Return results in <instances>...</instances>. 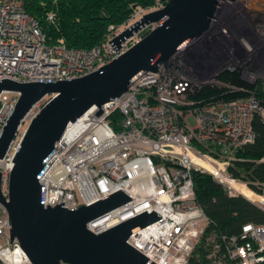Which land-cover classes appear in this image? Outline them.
Wrapping results in <instances>:
<instances>
[{
	"label": "built area",
	"instance_id": "built-area-1",
	"mask_svg": "<svg viewBox=\"0 0 264 264\" xmlns=\"http://www.w3.org/2000/svg\"><path fill=\"white\" fill-rule=\"evenodd\" d=\"M154 0L135 7L130 17L112 28L106 39L89 48L47 42L24 0H0V80L19 83L68 80L89 74L138 42L158 23L143 27L120 43L108 41L144 14L165 7ZM48 20L53 13H47ZM236 74L240 84L223 80ZM260 83L264 92V0H219L208 28L186 42L156 71L142 73L121 95L93 106L66 126L38 177L43 182V206L64 202L76 209L117 190L131 199L90 220L86 228L99 234L147 209L161 218L132 232L126 242L156 264H189V257L210 221L195 201L192 170L209 174L228 195L242 196L264 210L261 191L232 176L229 164L238 148L253 142L252 119L264 121V99L246 85ZM244 92L229 100L196 99L203 87ZM20 92H0V133ZM54 96L39 99L19 124L0 159V190L7 199L12 161L24 130ZM121 115L111 118L114 112ZM264 162V158L260 159ZM250 196V197H249ZM9 217L0 202V260L31 264L16 238L10 241ZM208 257L222 256L233 264H257L264 256V224L246 223ZM214 264L221 261L213 259Z\"/></svg>",
	"mask_w": 264,
	"mask_h": 264
},
{
	"label": "water",
	"instance_id": "water-1",
	"mask_svg": "<svg viewBox=\"0 0 264 264\" xmlns=\"http://www.w3.org/2000/svg\"><path fill=\"white\" fill-rule=\"evenodd\" d=\"M218 2L168 0L164 8L144 14L108 42L116 51L143 27L158 23L154 28L127 51L84 76L51 82L0 80V92H20L0 133V159L29 109L43 96L54 94L24 130L12 159L7 199L0 190V202L11 224L10 241L17 239L31 264H156L126 240L161 215L149 208L95 234L86 228L87 222L130 200L128 195L119 189L76 209L62 207L60 201L45 207L43 182L40 185L37 179L68 123L94 105L99 107L94 114H101L103 103L121 95L142 73L156 71L158 64L201 35Z\"/></svg>",
	"mask_w": 264,
	"mask_h": 264
},
{
	"label": "trees",
	"instance_id": "trees-1",
	"mask_svg": "<svg viewBox=\"0 0 264 264\" xmlns=\"http://www.w3.org/2000/svg\"><path fill=\"white\" fill-rule=\"evenodd\" d=\"M154 0H24V8L35 18L41 31L50 44L63 39L68 47L92 48L103 42L110 33L109 28H115L124 23L135 7H148ZM52 12L53 18L48 20L47 13ZM223 80H231L240 84L236 74L223 73ZM255 89L256 96L264 99L261 84L246 85ZM244 92H226L223 87H203L193 94L196 99L209 100L211 97L226 100L243 96ZM121 115L116 111L111 118ZM252 129L255 133L253 142L236 151V158L229 166L232 176L244 179L257 191L264 183V121L258 114L252 119ZM195 201L199 204L210 221L205 225L198 244L193 249L189 264H214L213 259L221 264H233L224 258L222 248L215 258L208 257L215 244L222 247V236L230 237L241 231L246 223L264 224V210L242 196H230L225 188L215 182L207 173L196 170L191 172ZM264 256V252H263ZM0 264L3 262L0 260ZM257 264H264L263 261Z\"/></svg>",
	"mask_w": 264,
	"mask_h": 264
},
{
	"label": "rangeland",
	"instance_id": "rangeland-1",
	"mask_svg": "<svg viewBox=\"0 0 264 264\" xmlns=\"http://www.w3.org/2000/svg\"><path fill=\"white\" fill-rule=\"evenodd\" d=\"M250 197V196H249Z\"/></svg>",
	"mask_w": 264,
	"mask_h": 264
}]
</instances>
